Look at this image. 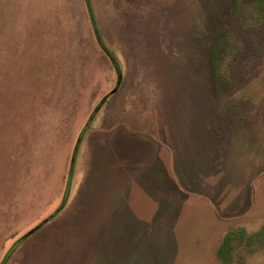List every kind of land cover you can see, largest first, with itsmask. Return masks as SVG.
Returning <instances> with one entry per match:
<instances>
[{"label":"rangeland","instance_id":"obj_1","mask_svg":"<svg viewBox=\"0 0 264 264\" xmlns=\"http://www.w3.org/2000/svg\"><path fill=\"white\" fill-rule=\"evenodd\" d=\"M225 1L93 0L96 31L86 0H0V264H212L208 242L214 240H184L170 256L164 241L151 242L148 214L154 204L161 207V197H148V184L133 180L134 171L149 168L141 146L151 142L147 133L163 138L179 120L172 111L202 105L198 72L217 84L226 107L256 101L244 104L256 109L249 118L259 140L263 134L264 151V21L253 24L256 14H249L246 25ZM220 19L241 49L213 79L207 47ZM120 122L143 133L124 146L132 217L121 223L127 209L118 210ZM253 149L246 160L253 169L255 230L261 222L255 213H264V175L255 178L260 162ZM232 156L236 164L229 165L227 154L211 185L227 180L229 169L238 175L243 153ZM189 174V184L197 185V174ZM174 180L181 189L175 172ZM190 197L182 222L192 226L197 218L201 226L196 209L203 205ZM236 248L230 264H264V233L239 236Z\"/></svg>","mask_w":264,"mask_h":264},{"label":"crops","instance_id":"obj_2","mask_svg":"<svg viewBox=\"0 0 264 264\" xmlns=\"http://www.w3.org/2000/svg\"><path fill=\"white\" fill-rule=\"evenodd\" d=\"M86 1L93 6V0ZM182 1L183 0H174V2ZM222 18L224 19L226 17ZM100 43L102 47H105L103 40L100 41ZM204 50L205 48L203 46L201 54H205ZM203 63L204 61L202 62L201 55L196 70L200 71ZM200 74L201 72H198L197 77L199 79L197 80L202 89V105L199 109L191 111L171 110L175 114L172 115L173 113L170 112L172 115L171 117L179 120L176 122V126L171 127L168 135L165 134L163 138H158L153 133L152 135L147 133L151 142L142 143L141 146H144V149L147 147L145 150L149 152V168L144 172L134 171L135 180L133 181L148 184V197L149 195L150 198L152 197L153 199L161 197L159 201L161 207L158 209L154 204L153 208L150 209V214H148L150 228L149 237L151 242L152 240H154L155 243L164 241L162 244L165 245L166 252L170 256L173 252V247L185 244L186 240H193L196 242V240H200L204 237V244L207 241L214 240L213 242H208V245L212 247L211 254L213 257L210 258L212 264L213 261L215 264L216 261H221L218 256V250L227 235L232 238L230 241V245L232 246L230 256L236 257L237 238L239 236L242 238L246 233L249 237L254 232L262 235L264 233V213L262 211H258L259 213L256 212L254 217L257 219L261 218L258 228L254 230L252 224L254 223L252 222V216L254 215V193L251 183L253 169L246 160L248 152L251 154L254 150L253 148L256 147V158L259 159L260 165L258 166L255 178L256 180L261 179L264 175V151L262 152L259 145L263 143V134L259 140L257 134L260 129L258 126H252V120L249 118L256 114L253 112L256 109L253 107L251 108L252 110H245L246 105L244 103L248 104V102L254 100L247 98L240 99L237 100V104L234 103L233 106L227 105L226 107L221 102L225 100L223 99L224 97L220 95L217 84L211 81V77L206 82L203 77H200ZM209 81L212 82L213 85L210 89L211 94L208 92L209 88H207L208 83H210ZM117 91L118 89L116 88V91H112L104 101L109 100ZM186 118L189 120L186 121ZM122 125H125V123H116L115 127L116 130L118 129V210L121 204H124L127 209L123 212L119 220L120 223L125 219V215L129 216V208L126 207L128 203L126 200V196L128 195L126 188L128 189V187L125 186L126 181H128L129 171L124 168L125 163L123 161L125 142L128 144V139H138L143 135L140 131L132 130L124 126L122 127ZM115 128L112 127L109 129L110 133H112V130ZM119 128L124 129L127 133H124L122 130L119 131ZM235 151L243 153V156H238L240 159L237 164L239 165L238 175L236 173L235 177L234 173V177H232L231 169H229L227 180H221L222 184L220 180H217L216 186L215 184L211 185V176L215 177V175L217 176L218 173H220L221 168H223L225 164L223 160L227 157V154L229 155V160L237 157L232 156ZM216 156L219 158L217 159ZM245 161L246 163H244ZM236 162L237 160H231L229 165H235ZM174 172L178 177V181L182 182L181 189L183 191L174 184ZM187 173L197 174V185L192 186L189 184L187 178H185ZM258 176L259 179H257ZM151 185L155 186L153 192H151ZM225 186H229V189L223 190ZM190 196H196V200H198V202L200 200V203L203 205L196 209L198 210L196 217L199 216L201 226L196 224V222H198L197 218L195 222L193 220L192 226H190V223L184 224L182 222L183 213H181V209L186 206V201L189 198H193ZM66 208L67 207H65L64 210ZM133 215H136L135 212H133ZM49 219L52 221L56 219V216L54 214L51 215L48 221L45 222L46 224L49 223ZM133 219L137 220V217H133ZM119 221L117 224H119ZM24 240L25 239H23L22 242H24Z\"/></svg>","mask_w":264,"mask_h":264},{"label":"trees","instance_id":"obj_3","mask_svg":"<svg viewBox=\"0 0 264 264\" xmlns=\"http://www.w3.org/2000/svg\"><path fill=\"white\" fill-rule=\"evenodd\" d=\"M243 5V0H231V14L241 21L245 20L246 25L249 21V14H256L251 18L253 24H260L262 20L264 21V0H246V8ZM87 7L93 27L98 31L89 2ZM240 47V42L236 39L233 31L227 27L224 20L220 19L208 39L207 47V67L213 79L217 78V72L227 62V57H229L228 61L230 62V58L237 54L236 52L241 49ZM231 240V236L227 235L218 250L219 258L226 264H230L233 260V257L230 256V250L232 249Z\"/></svg>","mask_w":264,"mask_h":264},{"label":"water","instance_id":"obj_4","mask_svg":"<svg viewBox=\"0 0 264 264\" xmlns=\"http://www.w3.org/2000/svg\"><path fill=\"white\" fill-rule=\"evenodd\" d=\"M28 236V235H27Z\"/></svg>","mask_w":264,"mask_h":264}]
</instances>
